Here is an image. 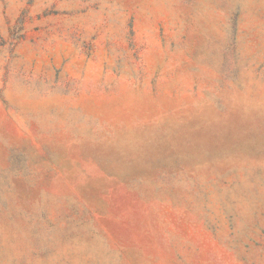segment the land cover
I'll return each mask as SVG.
<instances>
[{"label":"rangeland","instance_id":"obj_1","mask_svg":"<svg viewBox=\"0 0 264 264\" xmlns=\"http://www.w3.org/2000/svg\"><path fill=\"white\" fill-rule=\"evenodd\" d=\"M0 264H264V0H0Z\"/></svg>","mask_w":264,"mask_h":264}]
</instances>
